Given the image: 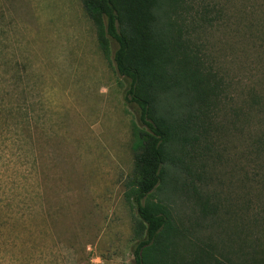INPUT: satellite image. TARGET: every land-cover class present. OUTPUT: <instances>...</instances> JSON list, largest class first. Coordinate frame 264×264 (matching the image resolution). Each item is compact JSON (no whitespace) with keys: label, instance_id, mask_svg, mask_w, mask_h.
<instances>
[{"label":"rangeland","instance_id":"1","mask_svg":"<svg viewBox=\"0 0 264 264\" xmlns=\"http://www.w3.org/2000/svg\"><path fill=\"white\" fill-rule=\"evenodd\" d=\"M179 9V8H178ZM216 85L199 140L152 201L185 252L264 259V0L173 16ZM80 0H0V264H133L130 124ZM157 199V200H156Z\"/></svg>","mask_w":264,"mask_h":264},{"label":"trees","instance_id":"2","mask_svg":"<svg viewBox=\"0 0 264 264\" xmlns=\"http://www.w3.org/2000/svg\"><path fill=\"white\" fill-rule=\"evenodd\" d=\"M187 1L80 0L87 17L97 16V48L111 61L122 101L135 118L130 124L132 168L123 194L136 213L133 264H224L210 262L207 252L189 260L185 252L191 246L176 219L163 203L152 201L199 140L215 96L214 79L173 18Z\"/></svg>","mask_w":264,"mask_h":264}]
</instances>
